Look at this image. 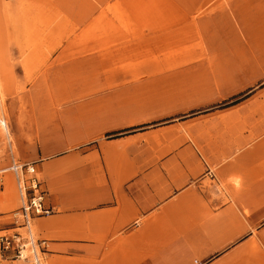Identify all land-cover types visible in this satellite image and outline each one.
Segmentation results:
<instances>
[{
  "label": "crops",
  "instance_id": "crops-1",
  "mask_svg": "<svg viewBox=\"0 0 264 264\" xmlns=\"http://www.w3.org/2000/svg\"><path fill=\"white\" fill-rule=\"evenodd\" d=\"M181 3L186 16L111 20L107 47L43 49L28 74L10 65L13 140L3 163L33 164L45 191L51 213L28 226L43 264H264V0ZM181 30L189 51L173 38ZM201 30L219 31L238 52L235 88L211 86L208 100L172 110L152 103L179 95L196 66L211 67ZM86 59L95 78L80 82L79 96L49 105L41 97L37 114L41 78ZM12 179L16 199L0 202V233L25 237ZM0 264L30 263L9 255Z\"/></svg>",
  "mask_w": 264,
  "mask_h": 264
},
{
  "label": "rangeland",
  "instance_id": "rangeland-1",
  "mask_svg": "<svg viewBox=\"0 0 264 264\" xmlns=\"http://www.w3.org/2000/svg\"><path fill=\"white\" fill-rule=\"evenodd\" d=\"M181 2L183 0H0V119L6 125L5 130L0 124V171L8 169L10 165L3 162L11 158L8 145L13 140L9 128L11 117L5 108L4 99L10 94L14 83L13 67L10 66L12 63H22L24 73L28 74L30 70L26 63H33L34 57L38 58L36 53L43 49L52 54L56 49L77 45L107 47L111 45L108 32H112L116 25L111 20H119L128 15H139L151 21L156 16H186L187 8L180 5ZM118 25L128 30V24L119 22ZM146 27L153 28L150 25ZM129 29L133 30L132 26ZM201 36L211 67L205 64L196 66L187 77L188 86L183 91L181 89L179 95L173 92L162 93L151 98L152 103L165 104L166 110H172L187 102L208 100L211 86H216L224 93L235 88L238 82L232 73L235 54L238 52L224 48L223 38L217 30L206 33L201 30ZM175 37L178 46L183 47L184 52L189 51L185 32L181 30ZM29 52L34 56L29 55ZM261 62L262 58L259 57ZM92 68V60L86 59L56 66L53 68L54 74L46 73L41 80L47 81L48 85L45 87L46 83H43L41 87L45 89H39V101L37 98V102L33 100L35 112L38 114L41 107V97L44 105H49L51 100L65 103L76 99L79 95L73 90L80 82L95 78L91 74ZM64 122L69 124L68 130L73 128L68 119ZM4 174V190L0 191V202L16 199L13 175L8 171Z\"/></svg>",
  "mask_w": 264,
  "mask_h": 264
},
{
  "label": "built area",
  "instance_id": "built-area-1",
  "mask_svg": "<svg viewBox=\"0 0 264 264\" xmlns=\"http://www.w3.org/2000/svg\"><path fill=\"white\" fill-rule=\"evenodd\" d=\"M10 169L16 180L19 196L23 201L19 210L13 213V218L22 220L23 226L27 228V235L23 237L19 233H1L0 260L11 255L15 260L28 261L30 264H43L44 245L30 235L28 226L34 216L51 213V209L45 207V191L33 164L12 163Z\"/></svg>",
  "mask_w": 264,
  "mask_h": 264
},
{
  "label": "bare ground",
  "instance_id": "bare-ground-1",
  "mask_svg": "<svg viewBox=\"0 0 264 264\" xmlns=\"http://www.w3.org/2000/svg\"><path fill=\"white\" fill-rule=\"evenodd\" d=\"M0 124L3 126V129L6 130V125H5L4 120H1V119H0ZM5 132H6V131H5ZM8 171L13 175V173L11 172L10 166H9V168H8ZM3 174H4V171H0L1 179H3ZM3 185H4V184H3Z\"/></svg>",
  "mask_w": 264,
  "mask_h": 264
}]
</instances>
